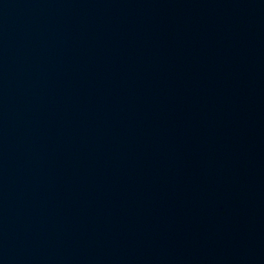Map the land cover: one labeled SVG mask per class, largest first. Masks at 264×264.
I'll use <instances>...</instances> for the list:
<instances>
[{
    "label": "water",
    "instance_id": "95a60500",
    "mask_svg": "<svg viewBox=\"0 0 264 264\" xmlns=\"http://www.w3.org/2000/svg\"><path fill=\"white\" fill-rule=\"evenodd\" d=\"M0 264H264V0H0Z\"/></svg>",
    "mask_w": 264,
    "mask_h": 264
}]
</instances>
